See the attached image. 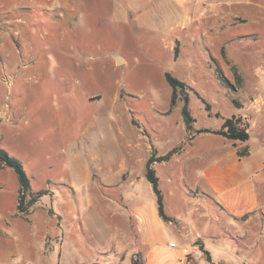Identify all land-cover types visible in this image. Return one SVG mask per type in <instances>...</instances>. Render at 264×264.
Here are the masks:
<instances>
[{
	"label": "crops",
	"instance_id": "1",
	"mask_svg": "<svg viewBox=\"0 0 264 264\" xmlns=\"http://www.w3.org/2000/svg\"><path fill=\"white\" fill-rule=\"evenodd\" d=\"M51 1L53 5L49 3L46 7L58 9L64 19L69 16L76 20L81 7L85 13H94L100 33L111 30L113 35L128 37L124 49L112 54L111 65L115 68L125 65L155 68V72L159 71L157 75L146 74L150 82L154 83L157 76L160 86L169 90L166 75L171 74L188 89L177 91L176 103L172 106L173 89L169 85L170 109L163 112L171 114L175 106H181L179 131L175 132L172 125L151 132L146 129L147 138L137 131L135 119L130 116L135 131L129 137L119 123V108L112 106L98 114L103 116L98 124L84 128L72 138L75 151L68 179L49 180L40 190H34L36 178L31 176L32 191L51 190L54 185L62 184L76 197V190L90 185L103 201L118 202L126 211L125 220L120 224L132 236L133 243L128 246L137 263L142 259L144 264H264V106L246 109L255 98L264 100L261 77L264 71L260 75L255 72L261 78H254L255 68L248 65L249 57L236 64L228 49L238 38L233 33L235 28L251 24L252 30L240 37L260 39L258 27L264 18V0ZM261 64L264 57L258 66ZM233 65L241 68L239 74L243 76L234 90L225 85L221 74ZM128 79L134 83L135 79ZM213 82L232 91L236 112L231 117L216 113L204 90L199 89L200 84L205 88ZM156 87L151 86L150 99L160 95ZM132 95H135L132 91L118 87L111 99L116 106ZM186 97L190 123L183 114ZM193 97L203 103L210 118L221 119L219 128L197 125L190 109ZM99 98L87 96L89 101ZM244 115L248 119H239V122L242 127H248L247 141L230 140L218 134L227 119ZM91 139L100 140L93 156L98 168L88 171L82 163L80 143ZM162 143L167 147L164 150ZM246 150L248 154L241 156L240 152ZM150 160H153L150 165L158 178L169 220L160 215L157 196L147 179ZM158 168L164 170L163 180ZM11 170L0 165V180L13 177L14 170ZM19 190L20 185L17 208ZM52 194L47 195L51 204L55 198ZM42 199L30 209V221L20 224L16 234L22 244L35 245V250L48 260L50 253L55 256L54 260L60 259L61 246L56 241L59 235L53 228L55 218L61 216L52 215L53 211ZM100 209L103 210L102 206ZM115 242L111 240L112 251ZM193 246L200 248L205 258L187 263L185 255ZM0 247L4 253L2 264H19L18 260H11L16 257L15 248L3 241Z\"/></svg>",
	"mask_w": 264,
	"mask_h": 264
},
{
	"label": "rangeland",
	"instance_id": "2",
	"mask_svg": "<svg viewBox=\"0 0 264 264\" xmlns=\"http://www.w3.org/2000/svg\"><path fill=\"white\" fill-rule=\"evenodd\" d=\"M51 2L0 0V149L19 159L27 175L36 178L34 190H40L49 180L63 182L68 179L75 151L72 138L80 135L84 128L90 129L98 124L103 118L98 114L112 106L119 108V123L129 137H133L134 130L130 116L135 119L137 131L138 122L149 132L171 125L177 132L181 123L179 104L171 114H163L170 109L169 85L166 83L169 90L160 86L157 76H154V83L148 80L146 74L157 75L159 71L128 65L117 69L111 65L112 54L124 49L127 36L113 35L111 30L100 33L96 29L94 13H85L81 7L76 20L69 16L64 19L58 9L46 7L49 3L53 5ZM252 28L251 24L235 28L233 33L238 38L228 49L236 64L240 65L248 56V65L256 69L264 57V18L258 27L260 39L240 37ZM240 71L241 68L233 65L221 72L227 87L234 90L239 86L243 77ZM253 76L262 77L264 81V73L259 77L254 70ZM129 77L135 79L134 83ZM220 84L213 82L205 88L200 84L199 89L204 90L216 113L231 117L236 112L231 100L232 91ZM154 85L160 95L150 99L151 86ZM118 87L135 95L127 96L115 106L111 94ZM91 95L100 98L89 101L87 96ZM259 106H264V100L258 103ZM190 109L200 128H219L221 119L210 118L196 97L192 98ZM98 142L100 140L91 139L85 144L80 143V152L84 156L82 163L88 171L98 168L93 159L99 149ZM162 145L161 149L167 148L166 144ZM157 170L163 180L164 170ZM19 185L14 171L10 179L5 176L0 180V242H7L15 248L13 262L140 264L128 246L133 243L132 236L120 224L125 220L126 211L118 202L103 201L90 185L76 190V197L70 195L62 184L54 185L50 190L55 194L52 204L49 196L42 197V203L49 206L52 215L61 216L55 218L53 228V232L59 235L56 241L61 246L60 259L54 260L55 256L50 253L48 260L35 250V245L22 244L16 228L29 222L30 215L17 208ZM112 239L116 241L114 251L110 247ZM118 251L121 252L119 256ZM3 254L0 247V264L4 262Z\"/></svg>",
	"mask_w": 264,
	"mask_h": 264
},
{
	"label": "trees",
	"instance_id": "3",
	"mask_svg": "<svg viewBox=\"0 0 264 264\" xmlns=\"http://www.w3.org/2000/svg\"><path fill=\"white\" fill-rule=\"evenodd\" d=\"M166 79L169 85L173 89L171 105L174 106L176 103L177 91L180 90L181 92H185L188 89V87L185 83L173 77L171 74H167ZM235 104L237 105L236 102ZM206 108L209 109V105H206ZM183 114L185 116L187 123H190L191 117L188 111L187 97L185 98ZM247 131H248V127L247 126L242 127V125H240L239 119L233 117L231 119H227L224 122L223 129L219 131L218 134L223 135L224 137L230 140L247 141L249 139V135ZM247 154H248L247 150L240 152L241 156H245ZM152 162L153 160H150L147 166V179L153 185L154 192L157 196V204L160 215L164 220H169V218L166 216L164 212L163 194L159 188L158 178L155 175L154 169L150 165ZM0 165L13 169L19 178L20 190L18 196V210L21 213H25V214L28 213L30 209L35 204H37L43 196L51 194L50 190L48 189L41 190L38 192H33L31 189V178L25 172L22 162L19 159L10 156L5 150L2 149H0ZM139 261L140 264H144L142 260Z\"/></svg>",
	"mask_w": 264,
	"mask_h": 264
},
{
	"label": "built area",
	"instance_id": "4",
	"mask_svg": "<svg viewBox=\"0 0 264 264\" xmlns=\"http://www.w3.org/2000/svg\"><path fill=\"white\" fill-rule=\"evenodd\" d=\"M264 71V68L262 66H259L255 69V72L257 74H261V72ZM260 102L259 98H255L253 99L247 107V110H251L252 108H260V106L258 107V103ZM238 119L240 120H247L248 116L244 115L239 117ZM138 127H139V131L142 135L146 136L147 138H149V135L147 133V130L144 126H142L139 122L137 123ZM205 258V254L203 253V251L198 248L197 246H193L190 248V250L186 253L185 255V261L187 263H193L195 261L201 260Z\"/></svg>",
	"mask_w": 264,
	"mask_h": 264
}]
</instances>
